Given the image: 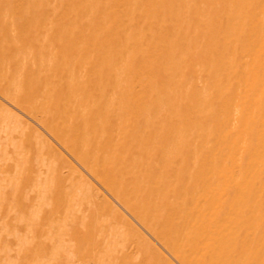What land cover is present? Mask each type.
Returning a JSON list of instances; mask_svg holds the SVG:
<instances>
[{"label":"bare ground","instance_id":"obj_1","mask_svg":"<svg viewBox=\"0 0 264 264\" xmlns=\"http://www.w3.org/2000/svg\"><path fill=\"white\" fill-rule=\"evenodd\" d=\"M0 264H264V0H0Z\"/></svg>","mask_w":264,"mask_h":264}]
</instances>
